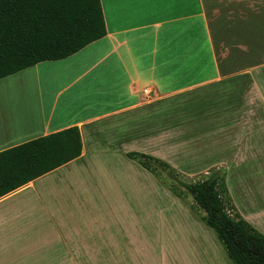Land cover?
Segmentation results:
<instances>
[{"label": "crops", "instance_id": "1", "mask_svg": "<svg viewBox=\"0 0 264 264\" xmlns=\"http://www.w3.org/2000/svg\"><path fill=\"white\" fill-rule=\"evenodd\" d=\"M244 2L101 0L104 39L0 80V154L72 128H79L83 142L78 160L0 199V264H79L78 258L87 264L91 256H104L105 246L120 244L123 233L132 236L122 226L111 236L71 234L63 211L69 205L54 196L80 193L85 204L93 192H112L116 199L122 181L112 146L121 138L103 135L106 124L119 123L150 98L178 97L223 79L215 42L224 25L217 14H242ZM14 79L18 88L2 89Z\"/></svg>", "mask_w": 264, "mask_h": 264}, {"label": "rangeland", "instance_id": "2", "mask_svg": "<svg viewBox=\"0 0 264 264\" xmlns=\"http://www.w3.org/2000/svg\"><path fill=\"white\" fill-rule=\"evenodd\" d=\"M238 7L242 14H217L224 25L215 42L223 79L178 97L150 98L119 123L106 124L103 135L121 138L112 146L121 163H113L122 181L116 199L112 192H93L85 204L80 193L54 196L69 205L63 211L71 234L96 238L121 226L132 229L131 237L123 233L120 244L105 246V255L91 256L87 264H232L181 185L202 182L215 171L225 173L235 212L264 235V0ZM12 81L2 89L20 86ZM128 153L162 160L174 170L173 179L169 171L153 175L128 161Z\"/></svg>", "mask_w": 264, "mask_h": 264}, {"label": "trees", "instance_id": "3", "mask_svg": "<svg viewBox=\"0 0 264 264\" xmlns=\"http://www.w3.org/2000/svg\"><path fill=\"white\" fill-rule=\"evenodd\" d=\"M107 35L101 0H0V80L46 62L68 59ZM79 128H72L0 154V199L78 160ZM127 157L153 175L174 170L141 153ZM176 176V175H175ZM181 185L205 213L232 264H264V235L232 205L222 171ZM234 212V213H233Z\"/></svg>", "mask_w": 264, "mask_h": 264}]
</instances>
